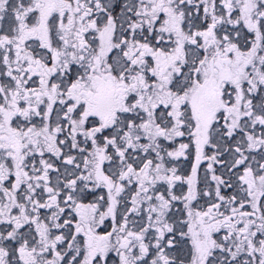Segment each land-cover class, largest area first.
<instances>
[{
  "label": "snow or ice",
  "instance_id": "1",
  "mask_svg": "<svg viewBox=\"0 0 264 264\" xmlns=\"http://www.w3.org/2000/svg\"><path fill=\"white\" fill-rule=\"evenodd\" d=\"M0 264H264V0H0Z\"/></svg>",
  "mask_w": 264,
  "mask_h": 264
}]
</instances>
